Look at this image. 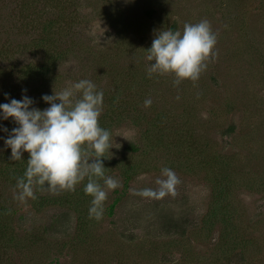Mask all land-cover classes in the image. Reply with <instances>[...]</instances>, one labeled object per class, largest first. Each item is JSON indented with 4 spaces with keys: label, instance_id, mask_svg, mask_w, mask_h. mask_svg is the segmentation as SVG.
<instances>
[{
    "label": "rangeland",
    "instance_id": "1",
    "mask_svg": "<svg viewBox=\"0 0 264 264\" xmlns=\"http://www.w3.org/2000/svg\"><path fill=\"white\" fill-rule=\"evenodd\" d=\"M205 19L217 55L199 79L149 77L155 34ZM82 79L103 92L101 160L119 187L100 220L87 179L15 199L28 153L10 160L17 125L0 119V264H264V0H0V104L43 110ZM164 167L177 196L134 194Z\"/></svg>",
    "mask_w": 264,
    "mask_h": 264
},
{
    "label": "clouds",
    "instance_id": "2",
    "mask_svg": "<svg viewBox=\"0 0 264 264\" xmlns=\"http://www.w3.org/2000/svg\"><path fill=\"white\" fill-rule=\"evenodd\" d=\"M216 43L217 35L206 19L185 23L182 31L159 30L146 50V60L151 62L147 74L172 76L174 85L184 80L195 82L209 59L217 55ZM42 100L49 105L43 110L30 107L34 101L26 95L0 104V119L11 117L17 125L4 140L5 147L11 149L10 160L19 161L23 153H28L27 167L23 176L17 178L19 191L14 198L21 202L36 199V188L51 193L74 191L87 179L83 191L92 197L89 219L100 220L108 196L106 189L119 187L117 180L105 176L101 160L114 143L111 133L99 124L103 92L97 91L90 80L82 79L42 96ZM150 104L151 100L145 101L146 107ZM180 183L177 173L164 167L155 180L156 188H144L134 194L152 200L175 197Z\"/></svg>",
    "mask_w": 264,
    "mask_h": 264
},
{
    "label": "trees",
    "instance_id": "3",
    "mask_svg": "<svg viewBox=\"0 0 264 264\" xmlns=\"http://www.w3.org/2000/svg\"><path fill=\"white\" fill-rule=\"evenodd\" d=\"M26 167H27V161H26ZM24 170H25V167H23V168L20 170L21 172H18V173H22V172H24ZM0 213H1V211H0ZM62 217H64V218H68V219H69V217H68V215H67L66 212L63 213V216H62Z\"/></svg>",
    "mask_w": 264,
    "mask_h": 264
}]
</instances>
